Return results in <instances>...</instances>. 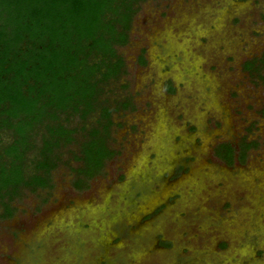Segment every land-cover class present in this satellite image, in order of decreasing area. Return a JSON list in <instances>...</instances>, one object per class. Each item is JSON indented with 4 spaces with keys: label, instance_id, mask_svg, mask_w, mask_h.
Masks as SVG:
<instances>
[{
    "label": "rangeland",
    "instance_id": "374dc122",
    "mask_svg": "<svg viewBox=\"0 0 264 264\" xmlns=\"http://www.w3.org/2000/svg\"><path fill=\"white\" fill-rule=\"evenodd\" d=\"M128 36L103 96L134 105L112 115L117 154L78 191L63 149L52 187L0 219V264H264V80L243 69L264 52V0H146ZM243 140V164L214 156Z\"/></svg>",
    "mask_w": 264,
    "mask_h": 264
},
{
    "label": "trees",
    "instance_id": "16d2710c",
    "mask_svg": "<svg viewBox=\"0 0 264 264\" xmlns=\"http://www.w3.org/2000/svg\"><path fill=\"white\" fill-rule=\"evenodd\" d=\"M144 1L0 0V219L13 216L12 203L24 190L52 187L63 149H77L69 152L79 163L72 169L78 191L117 154L108 145L112 115L134 105L103 96L126 74L117 48L127 44ZM139 63L145 64L142 55ZM243 69L264 80V52ZM74 117L80 124L71 126ZM254 146L222 143L214 156L228 166L243 164Z\"/></svg>",
    "mask_w": 264,
    "mask_h": 264
},
{
    "label": "flooded vegetation",
    "instance_id": "af4514ba",
    "mask_svg": "<svg viewBox=\"0 0 264 264\" xmlns=\"http://www.w3.org/2000/svg\"><path fill=\"white\" fill-rule=\"evenodd\" d=\"M167 84V83H166ZM166 84H165V86H166ZM166 90V89H165ZM174 92H175V90L173 91V94H174ZM169 94V93H168ZM172 94V93H171ZM222 144V143H221ZM219 145V144H218ZM190 162H192L191 160H186L184 163H180L179 164V166L177 167V169L175 170V172H174V175L173 176H171V174H169V173H167V177H169V176H171L172 177V179L171 180H173V182L179 177V176H181V175H184V174H187L188 173V171H189V165H190ZM239 163V162H238ZM224 165L227 167V168H229L230 166H228L227 164H225L224 163ZM135 193H138L137 194V196H135V198H138L139 197V195H140V193L138 192V191H136ZM135 195V194H134ZM179 200V195H176L174 198H172V199H170L169 200V203H172V204H174L176 201H178ZM166 204H163V205H161L160 206V208L156 211V213H154L153 215H150V216H148V218H145L144 220H143V222H146V221H148L149 219H151V218H153V217H155V216H157V215H159L160 213H161V211H164L165 209H166ZM119 241V240H118ZM117 243V242H116ZM111 244H115V243H111ZM255 259H256V257H255ZM257 260V259H256Z\"/></svg>",
    "mask_w": 264,
    "mask_h": 264
}]
</instances>
